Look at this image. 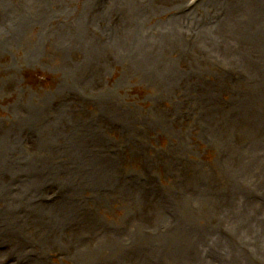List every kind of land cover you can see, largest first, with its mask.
<instances>
[{
  "label": "rangeland",
  "instance_id": "374dc122",
  "mask_svg": "<svg viewBox=\"0 0 264 264\" xmlns=\"http://www.w3.org/2000/svg\"><path fill=\"white\" fill-rule=\"evenodd\" d=\"M29 1L0 0V264H264V0Z\"/></svg>",
  "mask_w": 264,
  "mask_h": 264
},
{
  "label": "bare ground",
  "instance_id": "6f19581e",
  "mask_svg": "<svg viewBox=\"0 0 264 264\" xmlns=\"http://www.w3.org/2000/svg\"><path fill=\"white\" fill-rule=\"evenodd\" d=\"M27 1H29V0H27ZM147 1H145V0H115L114 3H116L117 6H120V8L122 10H124V11H131L132 16H133L134 14L135 15L144 14V13L148 12L151 9L150 6H147V9L145 8V4H146ZM218 2H219V0H210L207 3V5H205V4H202V5H204V7H207L208 5H211L213 3H218ZM128 14H130V13H128ZM45 19H47L46 13L44 14V12L43 13L40 12V14L37 16V18H36V20L34 22H31V21L26 22V21L22 20V26L24 27V30L25 29L26 30H28V29L31 30L32 28H30V27H33V29L37 30L40 27H42V24H44L46 22ZM190 20H191L190 14H187V15H185L183 17L182 16L176 17V18H174V20L172 19V21H171L172 23L169 24L171 26V31L169 30L170 32H168V34H166L167 42L170 45L175 46L174 44H180V41H181V39L178 38L176 35L174 36L173 29H175L176 27H179L181 24H185L186 22H190ZM126 22L124 20V24H126ZM5 25H6V23H5ZM211 27L212 26H210L209 28H211ZM84 32L85 31L83 30V28H81V32L80 33H84ZM256 39L257 40H261L262 42H264V31L260 32L256 36ZM85 43L86 42H83L82 44H85ZM65 191H67V190L65 189ZM24 195H28V197H27V199H28V203H27L28 207L29 208L30 207L37 208L38 209L37 212L41 213L42 218L39 217V219H38L39 223L43 222V220H47V221H51L52 222L54 218L60 216L59 212L61 211V208L55 209V206H52V205L51 206H47L45 203H43L41 201L43 199V197L39 198V199L37 197L36 202H35L34 200H32L31 195L29 194L28 190L24 193ZM65 198L66 197L64 196L63 199L65 200ZM69 198H70V200H66V201H70L71 204H75L76 198H73L71 196H69ZM35 204H37V205H35ZM46 209H48L49 211H46ZM67 211L68 210H64L61 215L65 214ZM12 220H14V217H12L10 219V221H7L9 223L8 227L13 226ZM254 226H256L258 228V231H257L258 234H257V237L255 239H256V241L257 240H261L262 237H264V218H259V220H256L255 223H254ZM8 227H7V225L5 226V228H8ZM0 231H1V229H0ZM156 233H158V232H156ZM100 234H102L101 241L98 243L97 235H96L94 240L87 246L88 248L85 250L84 254H86V255H88L90 257V256L95 255L96 253L101 252V251L103 252V231H101ZM195 255L197 257L201 258V262H203V264H208L209 263V261H208L207 257L205 256V254L203 252H201L200 250H197L195 252ZM34 261L35 260L32 261V264H34ZM38 262H39V264H45L41 260H38Z\"/></svg>",
  "mask_w": 264,
  "mask_h": 264
},
{
  "label": "trees",
  "instance_id": "16d2710c",
  "mask_svg": "<svg viewBox=\"0 0 264 264\" xmlns=\"http://www.w3.org/2000/svg\"><path fill=\"white\" fill-rule=\"evenodd\" d=\"M39 76H42V75H39ZM47 78H48V77H44V76H43V80H46ZM47 80H48V82H50V81H49V78H48Z\"/></svg>",
  "mask_w": 264,
  "mask_h": 264
}]
</instances>
